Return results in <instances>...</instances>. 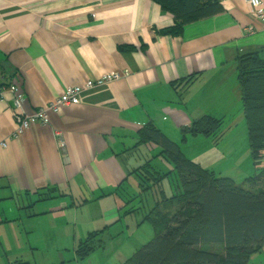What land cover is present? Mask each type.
<instances>
[{"label":"crops","instance_id":"obj_1","mask_svg":"<svg viewBox=\"0 0 264 264\" xmlns=\"http://www.w3.org/2000/svg\"><path fill=\"white\" fill-rule=\"evenodd\" d=\"M222 4V13L170 35L160 31L175 18L154 0H0L1 83L25 91L26 113L69 86L128 72L18 137L12 95H0V264H84L77 250L91 232L107 228L105 245L128 239L136 225L123 213L138 208L142 190L135 169L168 160L141 139L148 123L221 176L237 182L233 168H218L247 157V176L257 173L237 63L251 52L264 60V27L248 0ZM205 115L223 119L221 137L184 141L183 130Z\"/></svg>","mask_w":264,"mask_h":264},{"label":"trees","instance_id":"obj_2","mask_svg":"<svg viewBox=\"0 0 264 264\" xmlns=\"http://www.w3.org/2000/svg\"><path fill=\"white\" fill-rule=\"evenodd\" d=\"M154 1L175 18L162 34L179 35L187 24L224 11L222 0ZM237 67L251 154L261 172L247 177L250 189L245 188L192 160L154 123L146 124L141 139L160 145L173 168L163 171L149 160L135 169L142 180L141 197L157 191L155 205L145 216L154 236L122 264H250L253 255L264 250V60L258 52L245 53ZM222 126L223 119L205 115L183 130V140L198 135L220 138ZM173 175L178 191L169 195L164 181ZM106 230L91 232L80 243L79 258L105 246Z\"/></svg>","mask_w":264,"mask_h":264},{"label":"rangeland","instance_id":"obj_3","mask_svg":"<svg viewBox=\"0 0 264 264\" xmlns=\"http://www.w3.org/2000/svg\"><path fill=\"white\" fill-rule=\"evenodd\" d=\"M163 163L164 165L171 164V162H169L168 160H154L153 165L157 168L163 167L164 169H167L165 168L167 166H164ZM251 165L252 164L251 160H249V157H247V160H245V158L243 160H239V158H237V160L226 161L225 164H222L218 168V170L221 171L220 169L233 168L234 176L238 179L237 183L245 188L250 189V186L245 182V179L247 177L254 176L255 174L247 176V173L245 171L248 167L250 168ZM263 165L264 162L262 163L261 167H263ZM256 172L261 171L256 169ZM175 184V175L164 181V186L167 189L169 195H171L172 193H177L178 190H176L177 187L175 186ZM259 190L260 186L256 188V191ZM146 193L147 194H144L141 197V195H139V192L137 191L138 198L135 199V202H132L135 207L138 208L144 203L145 208L143 207L142 211L140 208L139 213L133 212L125 215L123 213V216H128L127 218H131L130 221L134 220L136 225V228H132L130 231H128V239L122 240L123 242L119 240L111 244L108 243L105 246L97 247L91 254L86 255L82 258L84 264H122L123 261L125 262V257H128V255H132L138 248L142 247L153 238V225L149 221V219L145 218V216L153 208L155 196L154 194L148 193L147 191ZM250 264H264V250L261 253L253 255Z\"/></svg>","mask_w":264,"mask_h":264},{"label":"built area","instance_id":"obj_4","mask_svg":"<svg viewBox=\"0 0 264 264\" xmlns=\"http://www.w3.org/2000/svg\"><path fill=\"white\" fill-rule=\"evenodd\" d=\"M249 4L252 6L255 16L262 22L264 27V11L260 9L263 4V0H248ZM128 72L114 71L105 74L99 80H88L85 86H69L67 90L59 96L56 100L51 102L47 107L39 108L32 114H28L24 110V104L27 99V95L21 87L13 82L1 83L0 74V95L5 96L6 94L12 95L14 102V114L18 121V128L13 134L14 137L21 136L26 132L27 129L33 123L48 124L50 122L51 116L56 113L62 112V110L70 105L79 104L81 102V95L86 89L93 88L95 86H100L106 83H111L121 78L123 75H127ZM58 143L61 149L66 148V141L61 136L57 134ZM3 146H7V142H2Z\"/></svg>","mask_w":264,"mask_h":264}]
</instances>
